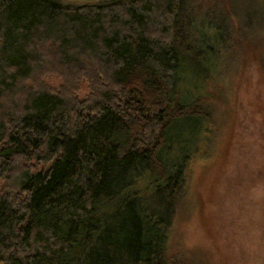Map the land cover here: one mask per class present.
I'll list each match as a JSON object with an SVG mask.
<instances>
[{
	"label": "trees",
	"instance_id": "1",
	"mask_svg": "<svg viewBox=\"0 0 264 264\" xmlns=\"http://www.w3.org/2000/svg\"><path fill=\"white\" fill-rule=\"evenodd\" d=\"M229 6L0 0V264H170L196 93L257 37Z\"/></svg>",
	"mask_w": 264,
	"mask_h": 264
},
{
	"label": "rangeland",
	"instance_id": "2",
	"mask_svg": "<svg viewBox=\"0 0 264 264\" xmlns=\"http://www.w3.org/2000/svg\"><path fill=\"white\" fill-rule=\"evenodd\" d=\"M56 1L81 6L106 0ZM188 1L196 16L211 1L233 5L229 7L237 11L238 19L249 25L246 30L257 25L253 35L260 39L243 40L238 55L232 44L228 64L196 93L209 107L211 119L186 168L168 231L166 260L170 264H264V69L257 63L264 59V0ZM252 45L259 49L257 61ZM42 80L54 90L60 85L55 76ZM1 184L2 180L0 188Z\"/></svg>",
	"mask_w": 264,
	"mask_h": 264
},
{
	"label": "bare ground",
	"instance_id": "3",
	"mask_svg": "<svg viewBox=\"0 0 264 264\" xmlns=\"http://www.w3.org/2000/svg\"><path fill=\"white\" fill-rule=\"evenodd\" d=\"M53 56V55H52ZM76 82V81H75Z\"/></svg>",
	"mask_w": 264,
	"mask_h": 264
}]
</instances>
